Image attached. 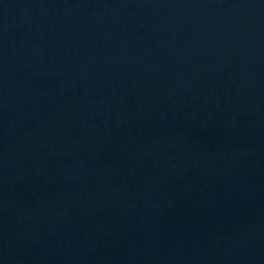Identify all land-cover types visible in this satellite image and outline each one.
Returning a JSON list of instances; mask_svg holds the SVG:
<instances>
[{"label": "water", "instance_id": "95a60500", "mask_svg": "<svg viewBox=\"0 0 264 264\" xmlns=\"http://www.w3.org/2000/svg\"><path fill=\"white\" fill-rule=\"evenodd\" d=\"M0 264H264V0H0Z\"/></svg>", "mask_w": 264, "mask_h": 264}]
</instances>
